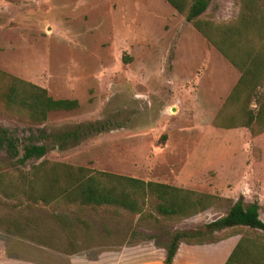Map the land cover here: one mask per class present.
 <instances>
[{"label": "rangeland", "instance_id": "374dc122", "mask_svg": "<svg viewBox=\"0 0 264 264\" xmlns=\"http://www.w3.org/2000/svg\"><path fill=\"white\" fill-rule=\"evenodd\" d=\"M237 10L238 0H207L201 18L228 22ZM0 72L78 103L35 125L0 102V127L19 152L45 148L22 165L0 151V170L15 183L46 160L218 197L201 213L169 221L154 213L152 200L131 214L20 197L13 207L0 196V254L26 264L114 254L121 264H163L174 232L202 229L237 199L256 201L264 222V132L251 137L210 124L238 74L163 0H0ZM70 131L76 139L60 140ZM245 230L216 232V243L178 245L171 264H222Z\"/></svg>", "mask_w": 264, "mask_h": 264}, {"label": "trees", "instance_id": "16d2710c", "mask_svg": "<svg viewBox=\"0 0 264 264\" xmlns=\"http://www.w3.org/2000/svg\"><path fill=\"white\" fill-rule=\"evenodd\" d=\"M238 73V78L213 116L210 124L220 129H245L251 137L264 132V0H238L234 19L215 23L201 18L207 0H163ZM0 102L3 109L41 124L47 114L78 108L74 99H53L46 90L0 72ZM92 126V125H88ZM75 128H80L75 127ZM77 131L59 136L64 141ZM0 151L5 158L22 165L41 158L42 145H24L21 153L7 129L0 127ZM0 170V196L20 204L19 197L33 205L75 208H111L141 214L147 200L154 213L164 220L180 221L214 206L218 197L155 182L59 162L40 161L30 168L21 183ZM256 201H234L226 213L200 230L174 232L166 244L163 264H171L180 243L188 246L216 243V232L246 229L222 264H264V222L259 219Z\"/></svg>", "mask_w": 264, "mask_h": 264}, {"label": "crops", "instance_id": "0c3cea01", "mask_svg": "<svg viewBox=\"0 0 264 264\" xmlns=\"http://www.w3.org/2000/svg\"><path fill=\"white\" fill-rule=\"evenodd\" d=\"M179 245H185V244L180 243ZM185 246H188V245H185ZM4 252H2L0 254V264H26L25 259L20 258L18 255H16V254L12 255L11 252H9V251L7 252L6 250ZM108 259H111V260H108ZM108 259H102V260L81 259V260L78 261V263H76V261L73 262L74 261L73 260L71 262V264H121V256H120V254H117V255L114 254V256L112 258L110 257ZM107 260H108V263L105 262ZM126 264H132V263H131V261H128Z\"/></svg>", "mask_w": 264, "mask_h": 264}]
</instances>
